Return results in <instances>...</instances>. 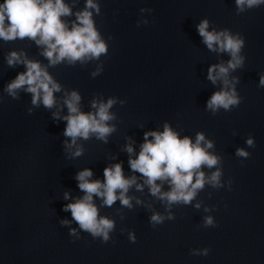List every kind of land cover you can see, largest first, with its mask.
<instances>
[{
	"label": "clouds",
	"instance_id": "1",
	"mask_svg": "<svg viewBox=\"0 0 264 264\" xmlns=\"http://www.w3.org/2000/svg\"><path fill=\"white\" fill-rule=\"evenodd\" d=\"M235 5L239 15L246 9L264 5V0H235ZM93 10L99 15V4L94 0H85L84 9L76 12L75 20L69 24L63 18L73 16V12L65 0H3L0 4V40L34 41L37 47L43 49L40 55L48 61V65L44 66L39 61L28 59L23 52H10L6 57L8 67L14 68L19 64L23 65L25 71L19 72L4 91L15 99L18 91L24 90L31 94L33 106L39 107L42 104L49 110L56 107L55 94L62 89L49 74L48 67H54L64 61L69 65H75L78 61L83 64L90 60H99L109 50L97 30ZM144 11L151 10L141 9L142 13ZM143 23L147 24L148 21L145 20ZM197 32L209 51L228 53L231 57L226 64H214L208 68L207 79L213 85L218 80L222 81L223 88L214 92L206 104L207 109L213 114L221 108L230 111L242 102L235 88V84L239 82L238 78L234 77L230 81L229 72L243 66L245 58L240 53L245 41L239 34L233 35L228 29L210 31L207 19L197 25ZM99 72L100 69L93 72L92 76L95 77ZM259 86L264 87V75L260 76ZM80 102L81 96L77 91L65 93L62 107H66L68 114L61 117L59 110L52 113L54 120L66 121L63 135L71 140V143L65 142V147L69 150L76 146L78 138L88 140L95 136L97 140L107 143V137L115 131V127L109 126L108 122L115 119L109 110L116 104V99L109 98L106 103L94 99L91 108L95 111L92 112L81 111ZM149 137L152 139L149 140ZM246 143L249 147L255 146L252 138L247 139ZM211 148L213 143L206 141L203 133H197L195 142L187 136L181 139L168 124L164 125L162 132H146L144 143L136 158H132L134 149L131 144L124 149L129 154L130 169L143 177V184H137L136 176L125 178L121 163L106 167L103 170V181L91 179L93 172L84 169L75 177L78 188L84 195L76 198L75 202L64 205L63 211L71 213V220L81 230L90 233L93 238L101 237L106 243L109 240V233L114 230L115 222L99 215L94 197L102 201L101 206L111 207L119 201L123 207L131 209L132 198L127 196L129 189L135 185L137 191H143L146 185L152 196L166 201L169 207L181 203L188 205L205 184L214 188L223 187L222 172L218 168L221 157L210 153L208 149ZM72 155L73 157L83 155V148L76 146ZM236 155L248 158L249 153L237 149ZM205 167L217 170L206 176L202 170ZM158 181L160 183H157ZM164 183L168 184L169 191H162ZM64 199H69V193L64 194ZM136 203L139 204L141 201L137 200ZM195 207L200 208V204L197 203ZM173 218L171 215L167 217L169 220ZM165 219L166 217L154 213L150 222L155 226L162 224ZM70 223L71 221L67 219L61 221L64 226ZM204 223L205 227L211 226L213 220L206 217ZM71 234L76 235V229H71ZM129 239L135 242L133 234L129 235ZM202 254L207 255L208 250L205 249Z\"/></svg>",
	"mask_w": 264,
	"mask_h": 264
},
{
	"label": "water",
	"instance_id": "2",
	"mask_svg": "<svg viewBox=\"0 0 264 264\" xmlns=\"http://www.w3.org/2000/svg\"><path fill=\"white\" fill-rule=\"evenodd\" d=\"M100 14L93 10L98 27L202 40L197 25L209 21V30L228 29L239 34L245 43H264V5L246 9L237 15L235 0H94ZM3 0H0V4ZM73 16L64 20L74 21L75 13L82 11L85 0H65ZM141 9L151 10L141 12ZM148 21L147 24L143 21ZM139 23V27L137 24Z\"/></svg>",
	"mask_w": 264,
	"mask_h": 264
}]
</instances>
